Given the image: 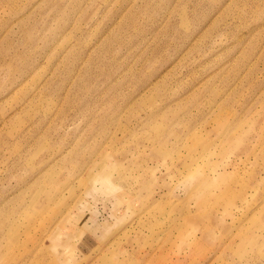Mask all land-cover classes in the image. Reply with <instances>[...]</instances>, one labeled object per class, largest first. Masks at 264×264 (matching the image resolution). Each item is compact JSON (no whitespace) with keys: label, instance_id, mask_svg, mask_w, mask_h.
I'll return each mask as SVG.
<instances>
[{"label":"rangeland","instance_id":"obj_1","mask_svg":"<svg viewBox=\"0 0 264 264\" xmlns=\"http://www.w3.org/2000/svg\"><path fill=\"white\" fill-rule=\"evenodd\" d=\"M0 264H264V0H0Z\"/></svg>","mask_w":264,"mask_h":264}]
</instances>
